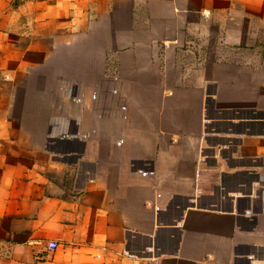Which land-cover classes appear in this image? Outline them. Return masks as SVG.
<instances>
[{
    "label": "crops",
    "instance_id": "0c3cea01",
    "mask_svg": "<svg viewBox=\"0 0 264 264\" xmlns=\"http://www.w3.org/2000/svg\"><path fill=\"white\" fill-rule=\"evenodd\" d=\"M0 264H264V0H0Z\"/></svg>",
    "mask_w": 264,
    "mask_h": 264
}]
</instances>
